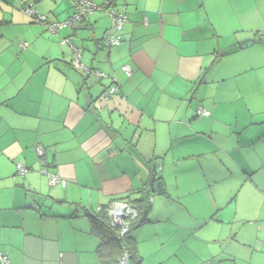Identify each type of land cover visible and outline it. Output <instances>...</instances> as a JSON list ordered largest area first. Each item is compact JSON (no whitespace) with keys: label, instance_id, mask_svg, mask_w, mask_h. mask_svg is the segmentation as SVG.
Returning <instances> with one entry per match:
<instances>
[{"label":"crops","instance_id":"crops-1","mask_svg":"<svg viewBox=\"0 0 264 264\" xmlns=\"http://www.w3.org/2000/svg\"><path fill=\"white\" fill-rule=\"evenodd\" d=\"M71 1L34 7L63 22ZM112 2L127 22L122 43L105 48L111 22L101 12L50 35L20 0H0V264H99L89 215L147 197L152 176L161 185L148 195L150 211L179 205L164 219L178 244L167 258L245 264L238 247L253 252L264 237V0ZM61 40L106 77L84 75ZM108 77L118 90L105 102ZM200 107L210 115L198 117ZM41 161L64 188L49 185ZM138 229L143 264L150 251ZM187 241L197 246L181 250Z\"/></svg>","mask_w":264,"mask_h":264},{"label":"built area","instance_id":"built-area-1","mask_svg":"<svg viewBox=\"0 0 264 264\" xmlns=\"http://www.w3.org/2000/svg\"><path fill=\"white\" fill-rule=\"evenodd\" d=\"M35 0H20L21 8L20 11L30 18L32 21L42 25L47 33L50 35L57 34V32L63 28L72 27L74 25L80 24L86 21L89 16L98 11L108 17L111 21V27L105 32L102 38V45L105 48L117 47L122 43V30L124 24L127 22L126 8L123 6L121 8H116L112 5L111 0H102L101 5H96L92 0H72L73 14L63 22H52L47 19L45 15L40 14L34 7ZM62 45H69L72 50V61H74L79 70L84 75L94 74L100 78L106 77L105 74L97 70H89L84 67L80 62V50L70 44L68 40H61ZM22 48L27 46V43H22ZM121 70L128 77L131 75L132 71L129 66L124 65ZM109 78V77H108ZM111 79V85L103 91L101 94V99L105 102L112 99L118 90L116 82L113 78ZM198 117H208L210 115L209 111L198 108L196 111ZM36 154L41 158L43 157V150L41 148H35ZM27 169L25 167L18 166L17 174L22 176L26 173ZM39 172L48 178V183L51 187L61 186L64 188L66 182L60 179L56 174L50 172L44 162H40ZM35 208V207H34ZM101 207H97L96 211H101ZM107 218L109 220L110 227L118 230V237L123 240L124 237L129 233L130 227L133 222L138 218V211L135 205L124 202H114L106 209ZM3 264H9L6 257H1ZM119 264H127V255L124 253L121 257Z\"/></svg>","mask_w":264,"mask_h":264},{"label":"trees","instance_id":"trees-1","mask_svg":"<svg viewBox=\"0 0 264 264\" xmlns=\"http://www.w3.org/2000/svg\"><path fill=\"white\" fill-rule=\"evenodd\" d=\"M112 5L116 7L113 2ZM116 8L118 9V7ZM213 55L214 58L211 61L210 67H212V65L222 56V54L219 52H216ZM203 77L204 76L202 75V78L199 83L203 81ZM154 174L156 175V171L154 172ZM156 182H160V179L158 178ZM149 198L150 196L148 195L147 197L142 196L139 200L132 202V205H135L138 211V218L136 221L133 222L132 226L130 227L129 233L124 237L123 240L119 239L118 230L110 227L109 225L106 209L111 204L109 206H102V210L99 212L95 209L93 214L89 215L91 232L99 240V245L96 251L99 264H119L121 257L124 253H126L127 255V264H142V259L139 256L137 244L132 238V232L137 227H140L149 222L146 216L147 214L143 215V211L150 206Z\"/></svg>","mask_w":264,"mask_h":264},{"label":"rangeland","instance_id":"rangeland-1","mask_svg":"<svg viewBox=\"0 0 264 264\" xmlns=\"http://www.w3.org/2000/svg\"><path fill=\"white\" fill-rule=\"evenodd\" d=\"M167 175V174H166ZM167 179V180H166ZM166 183L168 187L173 186L175 182L170 181L168 176H166ZM218 185H221V182L218 183ZM246 192V191H245ZM169 203H160L156 204L155 211H150L147 213V219L149 222L141 227H139V241H144V243L141 244L142 247H145L147 251H150V255L148 257H145L143 260V264H157L162 261L163 264H176L175 260L176 258H167L171 251L175 248V246L178 244L175 243V238H169L171 235L168 230V225L165 224L164 219L168 215V210L171 208V204L178 208L179 211V205L177 202L168 201ZM253 202H255V205L260 204L258 199H253ZM171 203V204H170ZM156 219H159V222ZM166 225V226H165ZM165 226V227H163ZM143 228V229H142ZM157 228H167L165 232H162V235H159L158 240H155L156 235V229ZM205 232V230L201 231ZM199 234V235H200ZM259 241H255L252 245L250 244L249 247L252 248L253 252L250 251V249H242L239 248V259L244 260L245 264H264V237H260ZM151 241H155V246ZM185 243V242H184ZM145 244V246H143ZM180 242V246H181ZM232 246V250L235 252L233 247H236L234 244L227 243V246ZM191 246H197L196 242L193 243L191 241H187V243L184 244V246L181 247V250L186 249L187 247ZM251 253H253V258L251 259ZM166 259V260H165ZM250 259V261H249ZM165 260V261H164ZM249 262V263H248Z\"/></svg>","mask_w":264,"mask_h":264},{"label":"water","instance_id":"water-1","mask_svg":"<svg viewBox=\"0 0 264 264\" xmlns=\"http://www.w3.org/2000/svg\"><path fill=\"white\" fill-rule=\"evenodd\" d=\"M156 178L154 176H152L151 180H150V183H149V187H150V190L147 191V195H150V194H154L155 193V190H157V193L160 192V182H156ZM150 210V206L145 209L143 211V215H146Z\"/></svg>","mask_w":264,"mask_h":264}]
</instances>
